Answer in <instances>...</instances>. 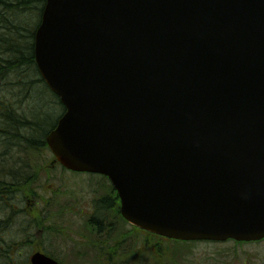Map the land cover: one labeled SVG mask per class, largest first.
Wrapping results in <instances>:
<instances>
[{
    "label": "water",
    "instance_id": "1",
    "mask_svg": "<svg viewBox=\"0 0 264 264\" xmlns=\"http://www.w3.org/2000/svg\"><path fill=\"white\" fill-rule=\"evenodd\" d=\"M33 56L55 162L108 177L125 221L264 239V0H45Z\"/></svg>",
    "mask_w": 264,
    "mask_h": 264
},
{
    "label": "rangeland",
    "instance_id": "2",
    "mask_svg": "<svg viewBox=\"0 0 264 264\" xmlns=\"http://www.w3.org/2000/svg\"><path fill=\"white\" fill-rule=\"evenodd\" d=\"M37 71L34 73L25 66V78L37 80L41 77ZM40 91L36 86L28 92L29 94L27 93L28 96L26 94L20 97L23 99L22 106L42 108V112H38L37 116L47 114L54 121L61 114L58 102L47 105L51 100L47 95H40ZM3 95L4 93L0 92V97ZM41 120L43 121V118ZM36 159L42 162V169L38 171L34 183L29 185L31 188L27 191L30 192L25 193L28 197L25 199V195L20 192L21 195L17 197L13 194L11 199L10 197L2 199V202L11 206L14 216L18 218L15 220L12 217L15 225L9 228L5 224L0 225V253L12 256L8 260L0 258V264L27 263L37 246H43L46 253L60 256L61 264H114L115 258L116 264H264V241L237 244L233 240L225 242L164 240L134 229L125 221V229L120 226L122 234L119 235L116 231L119 223L115 221L112 211L120 214V201L108 179L105 178L106 181L101 179L103 178L101 176L65 172L56 165L49 169L48 166L53 159L49 150ZM2 167L0 163V171ZM5 190L6 183H0V195L4 194ZM108 192L116 199L113 206L102 203L104 198H109ZM2 205L0 204V210ZM97 207L99 208L95 209ZM21 209L25 210L32 221L39 217L45 218L48 212L51 213L50 216H55L61 211V220L44 225V228L58 230V236L54 237L37 226L34 228L29 226ZM90 217H94V226L89 223ZM3 220L5 221V217L1 215L0 221ZM89 226L94 228L86 229ZM105 226V229H99ZM113 229L115 233L109 235V240L114 243V248L110 249L112 245L105 248L104 240L108 236L102 234ZM126 230H133L140 235L128 240L132 235ZM25 238L29 240L24 245L16 246L24 242ZM7 245L10 246L9 250ZM98 247H102L101 250ZM108 251L111 253L104 255Z\"/></svg>",
    "mask_w": 264,
    "mask_h": 264
},
{
    "label": "trees",
    "instance_id": "3",
    "mask_svg": "<svg viewBox=\"0 0 264 264\" xmlns=\"http://www.w3.org/2000/svg\"><path fill=\"white\" fill-rule=\"evenodd\" d=\"M44 4L45 0H0V92L4 93L0 97V163L3 166L0 171V183H6L4 194L0 195V204H3L0 214L5 217V221H0V225L5 224L8 228L15 225V220L18 217L14 216L11 206L2 202V199L3 197H10L11 199L13 194L17 197L20 192L24 196L25 193L30 192L27 191L31 188L29 185L34 183L38 171L42 169V162L36 158L48 151L45 138L55 128L57 120L65 111L59 99L51 93L41 77H38L37 80H28L24 74L25 66L34 73L37 71L34 69L36 66L33 57V40L35 30L40 23ZM36 86L41 90L40 95H47L50 98L51 102H48L47 105L58 102L61 114L54 121L47 114L37 116L38 112H42V108L34 109V106L23 108V99L20 97H24ZM107 197L109 198H104L102 203L113 206L116 199L114 196L111 197L109 192ZM22 213L32 228L37 226L54 237L58 236V230L44 228V225L51 221L61 220V211L55 216H50L51 213L48 212L45 218L39 217L36 221H32L25 210ZM108 213L111 214V212ZM112 213L115 215V221L119 223L116 231L121 235L122 228L125 229V222L119 212L117 214L112 211ZM93 218L90 217L89 223L94 226ZM93 226L86 229H92ZM105 228L106 226L99 229ZM108 231L106 230L102 234L108 236L105 240H109V235L115 233L114 229ZM126 232L132 235V238L140 235L133 230H126ZM27 240L29 239L25 238L24 242L16 246L24 245ZM43 248V246H37L35 251H41L55 260L61 258L53 253H46ZM98 248L101 250L102 247ZM9 249L10 246L7 245V250ZM11 257L0 253L1 259L8 260Z\"/></svg>",
    "mask_w": 264,
    "mask_h": 264
},
{
    "label": "flooded vegetation",
    "instance_id": "4",
    "mask_svg": "<svg viewBox=\"0 0 264 264\" xmlns=\"http://www.w3.org/2000/svg\"><path fill=\"white\" fill-rule=\"evenodd\" d=\"M18 194L21 195L20 193H18ZM25 199H26V198H25ZM27 202H28V201H27ZM106 238H108V237H105V239H106ZM131 238H132V237L130 236V237L128 238V240H131ZM108 241H109V242H108ZM104 245H105V248L108 247L109 245H112V246H110V248H112V249L114 248V243H112L110 240H104ZM109 253H111V252H109V251H108V252H105L104 255H107V254H109ZM125 254H126V252H125ZM125 254H124V255H125ZM118 257H119V256H117V258H118ZM115 260H117V259L115 258ZM115 260H114V264H116Z\"/></svg>",
    "mask_w": 264,
    "mask_h": 264
}]
</instances>
